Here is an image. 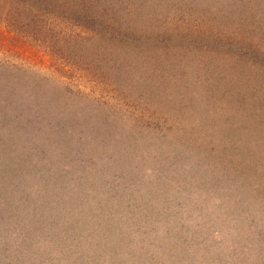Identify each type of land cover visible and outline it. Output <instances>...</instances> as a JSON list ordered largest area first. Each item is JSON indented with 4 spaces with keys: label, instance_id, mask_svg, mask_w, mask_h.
<instances>
[{
    "label": "rangeland",
    "instance_id": "1",
    "mask_svg": "<svg viewBox=\"0 0 264 264\" xmlns=\"http://www.w3.org/2000/svg\"><path fill=\"white\" fill-rule=\"evenodd\" d=\"M18 1L0 264H264V0Z\"/></svg>",
    "mask_w": 264,
    "mask_h": 264
},
{
    "label": "trees",
    "instance_id": "2",
    "mask_svg": "<svg viewBox=\"0 0 264 264\" xmlns=\"http://www.w3.org/2000/svg\"><path fill=\"white\" fill-rule=\"evenodd\" d=\"M16 3L20 5L18 6L19 10H21L19 14L22 13L19 19L26 18L29 15H35L37 18H39V20L42 18V15L45 13V10H48V7H46V5L50 4L49 0H20ZM52 5L54 9V4ZM40 25H43V24H40ZM13 27H15L14 24H13ZM39 35L42 37L44 36V34L42 33H39ZM51 36H54V31ZM22 66H24V64H15V63H9V62L1 63L0 62V116H2L3 114L2 109L6 105L13 106L11 96H9L12 92V88L14 87L12 80H14L15 78L16 79L19 78L17 71ZM25 66L28 68L33 67L32 65H27V64H25Z\"/></svg>",
    "mask_w": 264,
    "mask_h": 264
}]
</instances>
